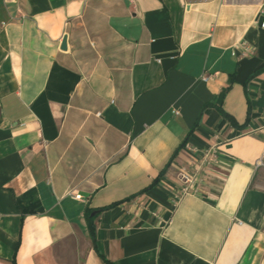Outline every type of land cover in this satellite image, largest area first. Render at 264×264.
<instances>
[{"label":"crops","instance_id":"1","mask_svg":"<svg viewBox=\"0 0 264 264\" xmlns=\"http://www.w3.org/2000/svg\"><path fill=\"white\" fill-rule=\"evenodd\" d=\"M263 19L0 0V264H264Z\"/></svg>","mask_w":264,"mask_h":264},{"label":"built area","instance_id":"2","mask_svg":"<svg viewBox=\"0 0 264 264\" xmlns=\"http://www.w3.org/2000/svg\"><path fill=\"white\" fill-rule=\"evenodd\" d=\"M262 25L264 26V19H263ZM251 50H252V47H250L245 41H241V42L236 43L233 46L232 54L238 55V56H245ZM203 79L208 80L210 79V76L204 75ZM263 159H264V150H263L261 157L257 161L259 165L263 163ZM179 177L185 184L184 186L185 190H188L196 182V179H197L196 174L190 173L186 170L181 171L179 174Z\"/></svg>","mask_w":264,"mask_h":264},{"label":"trees","instance_id":"3","mask_svg":"<svg viewBox=\"0 0 264 264\" xmlns=\"http://www.w3.org/2000/svg\"><path fill=\"white\" fill-rule=\"evenodd\" d=\"M221 111L224 112L223 109H221ZM225 114H227V113H225ZM177 152H178V149L175 151V153L173 154V156H175ZM88 218L90 220L92 218V216L89 215ZM90 233H91V236L94 238V231L92 229L90 230Z\"/></svg>","mask_w":264,"mask_h":264},{"label":"water","instance_id":"4","mask_svg":"<svg viewBox=\"0 0 264 264\" xmlns=\"http://www.w3.org/2000/svg\"><path fill=\"white\" fill-rule=\"evenodd\" d=\"M66 47H67V38L64 37L63 42H62V48L65 49Z\"/></svg>","mask_w":264,"mask_h":264}]
</instances>
